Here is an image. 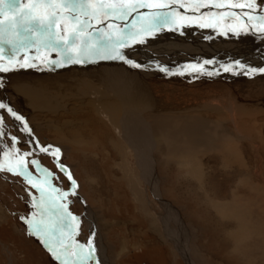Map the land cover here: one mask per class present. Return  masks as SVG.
Here are the masks:
<instances>
[{
  "label": "rangeland",
  "instance_id": "rangeland-1",
  "mask_svg": "<svg viewBox=\"0 0 264 264\" xmlns=\"http://www.w3.org/2000/svg\"><path fill=\"white\" fill-rule=\"evenodd\" d=\"M20 3L19 13L30 10L31 0ZM161 3L167 6L137 8L123 19L93 15L95 6L58 8L53 44L43 46L39 31L18 49L0 43V64L7 69L0 72V103L23 119L0 110V160L12 168L23 162L40 188L0 172V264H264V32L256 20L246 25L241 9L193 13L171 0ZM256 6L252 15L264 16V0ZM231 10L237 16L211 15ZM35 14L43 19L45 10ZM73 15L88 27L65 49L59 38L77 27ZM13 19L0 17L5 25ZM114 78L132 89L139 105L130 112L152 130L149 158L159 195L144 180L122 110L116 123L94 111L95 101L118 98V89L107 86ZM30 84L55 99L51 108L34 107L20 94ZM162 120L172 127V147L181 145V160L169 158L165 142H157ZM213 134L230 137L229 166L222 139ZM41 147L59 149L58 163L71 173L75 189ZM61 204L79 218V228ZM167 204L182 220L184 249L168 237ZM37 225L45 231L29 235ZM170 228L180 231L174 220ZM95 237L102 254L95 250L92 259H82Z\"/></svg>",
  "mask_w": 264,
  "mask_h": 264
},
{
  "label": "snow or ice",
  "instance_id": "snow-or-ice-1",
  "mask_svg": "<svg viewBox=\"0 0 264 264\" xmlns=\"http://www.w3.org/2000/svg\"><path fill=\"white\" fill-rule=\"evenodd\" d=\"M172 4L179 5L180 8L185 10H191L193 13L198 12L202 8L214 7L217 9L223 8H232V9H241L243 16L247 17L245 24H250L253 20H256L260 24V31L264 32V16H253L252 13L256 11V0H171ZM95 6L96 11L93 12V15L96 12L101 13L103 16H119V18L123 19L126 15H131L137 8H149V7H165L167 5L161 3V0H31V8L29 11H25L19 13V9L21 7L20 0H0V17L5 16L6 14H11L14 19L10 21L7 25H5L3 20H0V43L9 44L12 48L18 49L20 47L25 46V42L31 39V33L34 31L40 32V42L43 46L48 47L57 41L55 34L52 32L53 27L57 24L60 17L57 14L58 8H70L75 12L77 8L86 9L88 7ZM40 9L45 10V17L42 19L38 17L35 13H37ZM50 10V11H48ZM19 13V15H17ZM86 14V13H85ZM212 16L220 15V16H237L235 11L232 12H220V13H212ZM72 21L77 25L76 28L73 29L72 34L69 38L65 39L61 36L59 39L64 41V48L67 49L75 45L76 40L79 38L80 34L83 33L88 27L87 21L81 22L79 21L76 15L71 17ZM40 21V22H38ZM46 21V22H45ZM35 25V28L33 27ZM20 29H23L24 35H21ZM138 33L131 34L133 36ZM8 38H5V37ZM35 43V41H33ZM3 49L0 48V59L3 58ZM117 55H120L117 53ZM121 59L123 57L121 56ZM76 62L79 63L80 59L77 58ZM22 66H30V65H22ZM135 67H139V65H133ZM7 69L0 64V72L6 71ZM252 71H256L253 69ZM264 71V69H261ZM7 108L8 113H10L15 120L21 121L23 123V119L21 116L17 115L10 107L0 103V110H4ZM4 121L0 118V136L4 135L3 132ZM24 131L31 135V130L28 129L26 123H24ZM16 143V138H13V144ZM39 147V145H37ZM40 151L46 152L49 155H52L54 159L57 161L58 167L65 172L68 176V180L72 189L76 188V182L72 178L71 173L67 171L63 164L58 163L59 161V149H56L54 152H49L48 148H40ZM23 156H29L31 153H22ZM30 163L34 167H39L38 161L31 160ZM8 171L13 175L21 176L25 179L26 183L30 184L33 188H39V184L35 182L30 177V173H28L27 169L23 166V162L18 168L8 167L2 160H0V172ZM45 175H51L47 173L46 170ZM46 182V181H45ZM42 191V190H41ZM75 191L61 193V197L67 199L69 195H75ZM60 208L64 210L65 216H70L71 220L76 223V227L79 228V218L73 216L71 213L67 211V204H61ZM30 227H32L30 225ZM45 231L41 228L40 225H37L35 231H30L29 235H36L37 233ZM78 234V233H77ZM38 239L44 240L43 236L37 237ZM83 248L84 246H80ZM88 252L85 255L83 251L79 254L82 259L88 260L94 257V245L91 240L87 245ZM49 251L55 255V250L49 247ZM59 259V257H56Z\"/></svg>",
  "mask_w": 264,
  "mask_h": 264
},
{
  "label": "bare ground",
  "instance_id": "bare-ground-1",
  "mask_svg": "<svg viewBox=\"0 0 264 264\" xmlns=\"http://www.w3.org/2000/svg\"><path fill=\"white\" fill-rule=\"evenodd\" d=\"M146 9H148V8H145L144 10H146ZM100 76H102V74ZM114 79H115V81L111 80V81L108 82L106 79H105V81H107L109 83V85H107V86H110L111 89H114V90H117L118 89V91H119L118 98H116V100H114V101H104V102H102V101H97L96 102L95 101V103H94V111H95V113L97 115L101 116L106 121L109 122V120H110L111 122L116 123V120L118 119L117 118L118 113L122 110L123 117H121L122 119L120 118L121 119V124L123 126L124 131H125V136H126L128 142H129L130 147L133 148L134 151L136 152L138 166L141 168L142 172L144 173V177H145L144 180H145V182L149 186H152L154 188L155 194L159 195L158 188H157L158 187V183H157V180H156V176H154V174L151 171V169H153V166H152L153 165V163H152L153 161L150 160V158H149V153L151 151V148H153V145H154L153 144L154 141L152 142V140H153L152 139V130H151V128L149 127V125L146 122H144V121L138 122L136 120V118H134L135 116L132 115V111L130 112V109H132V108L135 109L136 108L134 105L138 104V101H139L138 98H137L138 99L137 100L136 98H134L131 95H129L128 91H132V89H129L130 87H128L126 85V83H123V80L121 78L119 80L116 79V78H114ZM22 83H23V80H22ZM41 89L42 88H39L37 85L30 84V86L20 87L18 90H19L20 94L25 95V97L30 100V103L28 102L30 105L32 104V106L37 107V108L38 107L43 108L44 106H48V105H49L48 107H50V105L52 103H54V100L55 99H53V97H47V96H45V94L42 93ZM108 90H109V87H108ZM108 90H105V91L107 92ZM45 91H47V90H45ZM105 91H103V92H105ZM115 93H117V92H115ZM62 94H63V92H62ZM74 94H75V92H74ZM131 94L133 95V93H131ZM137 95H138V93H137ZM71 98H72V95H71ZM143 104H145V103H143ZM50 108H48V109H50ZM135 110H137V109H135ZM163 122H165V120H162L160 123H156V128L155 129H156V131L158 133V136H157V140L158 141L157 142L159 143L160 140H163L165 142V145H166V147H165L166 149L165 150H166V152H167L166 154H167V156H169V158L171 156V157H175L177 161L178 160H181L182 159V157H181L182 154H180V152H181L180 149H182L181 148V145L178 144L179 147L176 146V147H178V148L175 147L176 149L172 147L171 142H169L170 137H172L171 136V128L172 127L170 128L171 125L169 124V122H167V124L166 123L163 124ZM173 126H175V125H173ZM217 136L213 134L212 137H215L216 138ZM218 138L219 139H222L221 140V143L223 144V147H224V149H223V152H224L223 158H224V161H225L224 167H226V166H229L230 165V162H231V160H230V158H231L230 157L231 152L230 153L228 152V151H230L231 140L229 139L230 137L228 138L226 135H223L222 137H219L218 136ZM173 145H174V143H173ZM167 149H168V151H167ZM177 155H180V157H177ZM124 157H125V155H124ZM133 185H135V184H133ZM167 210H168L169 216H171V218L167 217L166 223H165L166 224L165 226H166L167 232H168V237H170L172 240H174L176 242V244L179 246L180 249H184L185 247L182 244V236H181L182 220L178 216V213L176 212V210L172 209V207H170L169 204H167ZM170 219L171 220H174L180 226V231H177L176 229L170 228V222H171ZM163 222H165V221H163ZM93 245H94V249L96 250V252H99L100 254H102V251H103L102 250V246H101L102 243H100L99 240L96 237L93 240ZM99 258H101V257H99ZM189 262H191V261L189 260ZM191 264H192V262H191Z\"/></svg>",
  "mask_w": 264,
  "mask_h": 264
},
{
  "label": "water",
  "instance_id": "water-1",
  "mask_svg": "<svg viewBox=\"0 0 264 264\" xmlns=\"http://www.w3.org/2000/svg\"><path fill=\"white\" fill-rule=\"evenodd\" d=\"M220 10V9H219Z\"/></svg>",
  "mask_w": 264,
  "mask_h": 264
}]
</instances>
